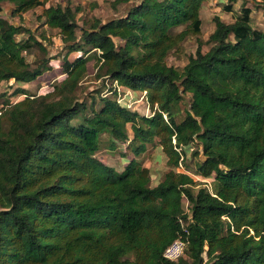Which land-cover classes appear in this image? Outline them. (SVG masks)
Listing matches in <instances>:
<instances>
[{
	"label": "trees",
	"instance_id": "16d2710c",
	"mask_svg": "<svg viewBox=\"0 0 264 264\" xmlns=\"http://www.w3.org/2000/svg\"><path fill=\"white\" fill-rule=\"evenodd\" d=\"M0 1L19 18L45 7L44 24L67 51L64 78L33 95L27 85L58 74L54 57L33 31L0 16V264H264V30L253 28L251 7L231 24L215 16L209 51L200 44L178 69L167 59L202 33L205 0H114L134 6L83 26L71 5ZM235 1L223 11L233 13ZM253 2L264 10V0ZM36 49L45 56L28 62ZM91 61L98 79L146 93L152 116L120 103L114 89L99 103L81 99ZM105 134L111 149L135 156L122 171L97 157ZM151 145L169 168L155 187L138 160ZM190 150L211 190L180 170ZM181 236L184 256L166 260Z\"/></svg>",
	"mask_w": 264,
	"mask_h": 264
},
{
	"label": "rangeland",
	"instance_id": "374dc122",
	"mask_svg": "<svg viewBox=\"0 0 264 264\" xmlns=\"http://www.w3.org/2000/svg\"><path fill=\"white\" fill-rule=\"evenodd\" d=\"M114 0H50L46 3V6H57L61 5L66 7L71 5L72 8H80V13L77 15V21L80 26L84 25V22L89 24L94 19H100L102 22H108L112 19H117L125 16L129 10L134 6V3L128 5L118 6L114 8ZM230 4V0H205L203 9L201 10V19L203 21L202 33L200 35H190L180 46L173 50L168 59L167 63L169 66L176 67L178 69L184 68L192 55L196 54V51L200 44H202V51L204 53L208 52L210 46L206 44L210 35L215 30L214 18L219 16L225 23H234L237 16L240 14L241 8L243 6H249L253 9L252 13V26L255 29L264 30V10L261 7H254L253 0H236L234 2V12L225 13L223 7ZM0 6L3 11L0 16L15 25H23L35 33V35L43 41V44L47 48V57H54L51 61L54 70L47 73L46 78H42L40 81L32 83L26 87L33 95H44L48 91L53 90V86L59 83V80L63 79L61 77V64L62 59L60 57L67 53L64 50L65 44L62 42L59 33L56 30H51L48 26L44 24V18H42L43 10L45 7H39L35 10L29 11L24 14L22 18L14 17V6L7 1H0ZM184 27L177 29V32L183 31ZM81 35V32L78 31ZM27 36V35H26ZM45 55L38 49L34 50L33 53L27 54L26 58L28 62L32 63L36 59L43 58ZM73 54L70 59L75 58ZM98 68L94 61L88 64V74L87 77L81 84L78 91V96L81 99L88 100L90 104L89 97H95L99 103L100 97L112 98L114 95L111 92L114 89V83L108 80L106 77L98 79L97 78ZM12 83H6L3 85L2 92L12 93L15 89V85L11 86ZM43 92L41 93L42 89ZM114 92V90H112ZM99 92V94L97 93ZM1 93V92H0ZM146 94L140 92H134L130 94L126 90H121L117 92V99L120 103L126 105L128 108L139 112L141 115L152 116V110L148 105V102L144 100ZM18 98V97H17ZM16 98V99H17ZM10 100V96H6L5 100ZM4 102L0 98V105ZM150 111V113H149ZM129 134L132 135V131L129 126ZM110 136L105 134L102 136V145L100 151L97 153V157L105 162L107 165L114 167L118 171H122L124 166L129 162L130 159L135 156L131 154L125 147L120 146L116 149H111L109 146ZM195 149V148H194ZM192 150L189 151L186 163L184 166L180 167L181 171L188 172L195 178V181L203 187L211 190L212 179H202L195 175V163L198 158H193L191 156ZM138 160L148 169H150L152 174V186H157L164 178L165 173L169 170L167 165V158L162 152L161 148L157 145L149 146L148 151L141 155ZM197 189V188H196ZM186 208L189 207L188 203L185 205ZM185 208V209H186Z\"/></svg>",
	"mask_w": 264,
	"mask_h": 264
},
{
	"label": "built area",
	"instance_id": "2783aa9c",
	"mask_svg": "<svg viewBox=\"0 0 264 264\" xmlns=\"http://www.w3.org/2000/svg\"><path fill=\"white\" fill-rule=\"evenodd\" d=\"M121 90H124L121 88L117 82L114 83V92H120ZM127 92H130V94H133V91L127 90ZM146 94V93H144ZM144 100L147 101L146 96L144 97ZM120 102V100H118ZM149 105V104H148ZM150 113V111H149ZM1 115V113H0ZM188 246V238H185L184 236L179 237L177 240H175L164 252V258L166 260H169L171 262H177L179 259H181Z\"/></svg>",
	"mask_w": 264,
	"mask_h": 264
},
{
	"label": "crops",
	"instance_id": "0c3cea01",
	"mask_svg": "<svg viewBox=\"0 0 264 264\" xmlns=\"http://www.w3.org/2000/svg\"><path fill=\"white\" fill-rule=\"evenodd\" d=\"M28 86V85H27ZM28 88V87H27ZM43 90H45L44 88L42 89L41 93L43 92Z\"/></svg>",
	"mask_w": 264,
	"mask_h": 264
}]
</instances>
